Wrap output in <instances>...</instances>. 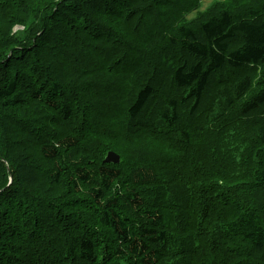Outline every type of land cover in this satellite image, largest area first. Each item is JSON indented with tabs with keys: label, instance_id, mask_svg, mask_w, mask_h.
Listing matches in <instances>:
<instances>
[{
	"label": "trees",
	"instance_id": "16d2710c",
	"mask_svg": "<svg viewBox=\"0 0 264 264\" xmlns=\"http://www.w3.org/2000/svg\"><path fill=\"white\" fill-rule=\"evenodd\" d=\"M222 2L0 0V264H264V0Z\"/></svg>",
	"mask_w": 264,
	"mask_h": 264
},
{
	"label": "rangeland",
	"instance_id": "374dc122",
	"mask_svg": "<svg viewBox=\"0 0 264 264\" xmlns=\"http://www.w3.org/2000/svg\"><path fill=\"white\" fill-rule=\"evenodd\" d=\"M223 0H203V4H204V6L205 7H207V8H209L210 6V8L208 9L209 11L210 10H212V8L214 7V5L215 4H219L220 3V5L221 6H223L224 4H223V2H222ZM19 20H21V18L19 19ZM39 26L40 25H38V28H39ZM35 27L33 26V27H30L29 25L27 26V27H24V26H22V25H20V24H17L16 26H14V28L12 29V34H14V33H24L23 31H25V32H27L28 30H32V29H34ZM21 31V32H20ZM23 39H26V36H24L23 37ZM1 67V66H0ZM0 74H5V72L4 71H2V68H1V70H0ZM41 166V168L40 169H42L43 167H44V165L41 163V165H40V162L38 161V164H36V166ZM31 169H33V167H31ZM33 174V171H31V170H29L28 171V176H30V175H32ZM4 180V182L6 181V177H4L3 178Z\"/></svg>",
	"mask_w": 264,
	"mask_h": 264
},
{
	"label": "water",
	"instance_id": "95a60500",
	"mask_svg": "<svg viewBox=\"0 0 264 264\" xmlns=\"http://www.w3.org/2000/svg\"><path fill=\"white\" fill-rule=\"evenodd\" d=\"M121 161V158L117 156L115 153H109L108 158L106 159V162H111L114 164H119Z\"/></svg>",
	"mask_w": 264,
	"mask_h": 264
}]
</instances>
